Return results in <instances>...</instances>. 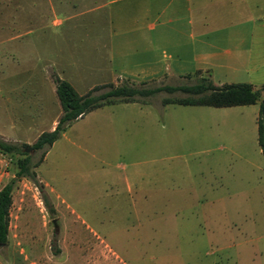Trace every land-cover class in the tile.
Returning <instances> with one entry per match:
<instances>
[{
  "label": "rangeland",
  "instance_id": "rangeland-1",
  "mask_svg": "<svg viewBox=\"0 0 264 264\" xmlns=\"http://www.w3.org/2000/svg\"><path fill=\"white\" fill-rule=\"evenodd\" d=\"M108 1L0 0V139L28 145L21 148L37 181L14 184L0 264H264V154L256 122L264 89L255 104L225 107L164 105V97L186 94L161 91L91 111L44 155L30 148L57 114L48 74L80 93L118 78L110 47L124 43L125 35L113 34L136 0ZM202 1L191 0L193 21L179 36L192 74L136 85L191 84L208 74L216 84H264L245 67L236 71L200 56ZM263 9L261 2L255 7ZM229 27L230 19H221L217 33ZM170 47L159 39L166 65L176 57H168ZM201 67L207 70L196 73ZM31 75L43 111L28 103L33 96L22 87ZM21 156L0 149V188Z\"/></svg>",
  "mask_w": 264,
  "mask_h": 264
},
{
  "label": "crops",
  "instance_id": "crops-1",
  "mask_svg": "<svg viewBox=\"0 0 264 264\" xmlns=\"http://www.w3.org/2000/svg\"><path fill=\"white\" fill-rule=\"evenodd\" d=\"M108 2L112 4L116 0ZM259 2L264 8V0H247L244 3H237L236 0L202 1L199 4L200 10L197 15L200 34L198 51L202 52L200 56L215 59L219 61L218 63H229L236 71L245 67L250 78L264 79V9L259 13L255 11ZM127 10L128 12L125 10L123 12L125 13V26L113 34V36L125 35V40L121 47L115 46L112 41L109 61L113 73H117L118 78L110 82L116 84V81L120 82L125 79L149 81L160 77H183L192 74L190 60L185 57V51L188 52V48L179 42L180 35H187V29H184V26L191 25L193 21L191 0H165L162 4L160 0H136ZM118 14L116 10L110 12L111 21L116 27H118L116 19ZM225 18L230 19L231 27L228 31L218 28L221 30L218 34L217 24ZM54 23L57 24L59 21L54 20ZM207 34L214 36L206 38ZM188 35H191V31ZM160 38L171 46L172 53H168V57L173 59L176 55L173 65L169 63L166 65L158 53ZM198 69L205 68H196ZM25 81L22 87L27 88L33 96L28 103L37 105L38 110L43 111V96L38 92L37 78L31 75L25 78ZM46 81L48 87L50 86L54 110L57 111V114L51 118L48 128L51 130L56 124L61 107L58 97L57 99L54 97L55 83L50 74L46 76ZM26 102L23 106H26ZM258 111L257 109V115ZM262 152L264 154V151Z\"/></svg>",
  "mask_w": 264,
  "mask_h": 264
},
{
  "label": "trees",
  "instance_id": "trees-1",
  "mask_svg": "<svg viewBox=\"0 0 264 264\" xmlns=\"http://www.w3.org/2000/svg\"><path fill=\"white\" fill-rule=\"evenodd\" d=\"M199 72L201 70L196 71V73ZM209 76L210 74L208 76H200L196 82L191 84H164L153 87L138 86L135 82L125 79L117 84L113 82L97 84L81 94L68 80L55 74L53 75V80L61 113L56 120L54 128L42 131L30 145V148L34 150L41 149L42 155H44L66 129L86 113L106 105L145 101L146 97L161 91L168 93L180 91L186 94L185 96L164 97L162 99L164 105L177 103L225 107L254 104L258 102L261 90L264 89V84L258 89L247 82H225L216 85ZM104 88H107V90L100 91ZM262 106L261 102V109L256 122L257 142L260 149L264 151V111ZM24 146L28 145L26 143L22 145L8 143L0 139V149L3 152L12 155H22L17 159L18 169L15 175L0 188V246L6 244L8 239L9 210L12 204V190L16 180L28 177L35 183L37 182L35 179L36 173L32 169L35 165L31 164L30 154L21 148Z\"/></svg>",
  "mask_w": 264,
  "mask_h": 264
},
{
  "label": "water",
  "instance_id": "water-1",
  "mask_svg": "<svg viewBox=\"0 0 264 264\" xmlns=\"http://www.w3.org/2000/svg\"><path fill=\"white\" fill-rule=\"evenodd\" d=\"M262 110L264 111V100L262 101ZM29 148H27V150H28Z\"/></svg>",
  "mask_w": 264,
  "mask_h": 264
}]
</instances>
